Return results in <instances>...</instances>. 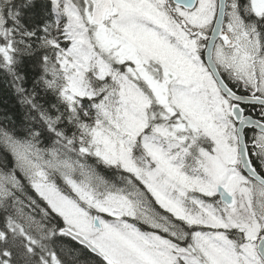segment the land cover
<instances>
[{
    "label": "snow or ice",
    "instance_id": "1",
    "mask_svg": "<svg viewBox=\"0 0 264 264\" xmlns=\"http://www.w3.org/2000/svg\"><path fill=\"white\" fill-rule=\"evenodd\" d=\"M0 264H264V0H0Z\"/></svg>",
    "mask_w": 264,
    "mask_h": 264
},
{
    "label": "trees",
    "instance_id": "2",
    "mask_svg": "<svg viewBox=\"0 0 264 264\" xmlns=\"http://www.w3.org/2000/svg\"><path fill=\"white\" fill-rule=\"evenodd\" d=\"M5 112L15 118L18 115V105L11 92L0 84V114Z\"/></svg>",
    "mask_w": 264,
    "mask_h": 264
}]
</instances>
